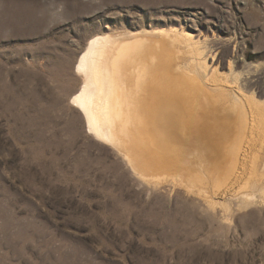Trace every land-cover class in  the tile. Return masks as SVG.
<instances>
[{
  "label": "rangeland",
  "instance_id": "374dc122",
  "mask_svg": "<svg viewBox=\"0 0 264 264\" xmlns=\"http://www.w3.org/2000/svg\"><path fill=\"white\" fill-rule=\"evenodd\" d=\"M156 30L206 44L229 102L264 103V0H0V264H264L260 143L202 193L155 187L72 104L92 38Z\"/></svg>",
  "mask_w": 264,
  "mask_h": 264
},
{
  "label": "bare ground",
  "instance_id": "6f19581e",
  "mask_svg": "<svg viewBox=\"0 0 264 264\" xmlns=\"http://www.w3.org/2000/svg\"><path fill=\"white\" fill-rule=\"evenodd\" d=\"M216 58L184 31L99 35L80 58L84 83L72 104L89 133L116 149L142 181L202 193L225 179L226 163L230 175L245 144L264 148V103L233 90L229 102V91L215 85ZM252 152L243 190L254 192L261 158ZM246 194L244 200L255 195Z\"/></svg>",
  "mask_w": 264,
  "mask_h": 264
}]
</instances>
